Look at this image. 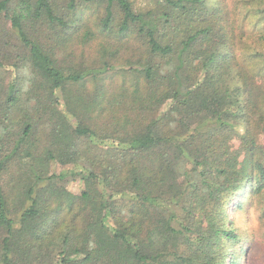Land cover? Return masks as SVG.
Wrapping results in <instances>:
<instances>
[{
    "label": "trees",
    "instance_id": "obj_1",
    "mask_svg": "<svg viewBox=\"0 0 264 264\" xmlns=\"http://www.w3.org/2000/svg\"><path fill=\"white\" fill-rule=\"evenodd\" d=\"M0 14L18 40L0 38V264H248L264 241V0Z\"/></svg>",
    "mask_w": 264,
    "mask_h": 264
},
{
    "label": "rangeland",
    "instance_id": "obj_2",
    "mask_svg": "<svg viewBox=\"0 0 264 264\" xmlns=\"http://www.w3.org/2000/svg\"><path fill=\"white\" fill-rule=\"evenodd\" d=\"M62 3L65 2L66 0H59ZM136 2L141 5L144 4V0H136ZM0 38L3 41H7L10 42L11 44H13L11 46L12 52H14V45L16 43H18L15 31L11 28L9 21L6 19V17L4 16V14H0ZM13 59L12 57L10 58L9 61H4V65H10ZM4 78L5 81L7 82V80L10 78L9 73L7 71L4 72ZM262 142H263V146H264V135L262 136ZM234 144L237 145V141H234ZM26 162V159H25ZM27 163V162H26ZM68 167V166H67ZM67 167H61L59 166L56 162H51V173H60L63 171H67L69 169H67ZM70 168V167H68ZM69 179V177H68ZM67 188L68 190H70L73 193H79L82 188H83V182L80 179V177H73V179H69L68 183H67ZM238 221V219H237ZM246 258L248 261V264H264V241L261 244H253L252 246H250L247 249L246 252Z\"/></svg>",
    "mask_w": 264,
    "mask_h": 264
}]
</instances>
